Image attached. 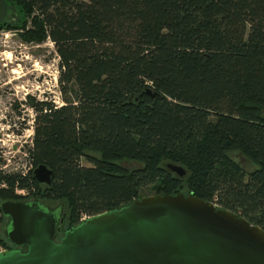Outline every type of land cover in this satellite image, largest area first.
Returning <instances> with one entry per match:
<instances>
[{"label":"trees","instance_id":"1","mask_svg":"<svg viewBox=\"0 0 264 264\" xmlns=\"http://www.w3.org/2000/svg\"><path fill=\"white\" fill-rule=\"evenodd\" d=\"M2 1L24 43L53 44L63 104L25 103L26 157L51 185L0 171V197L55 202L41 203L60 205L70 228L152 186L264 229V0Z\"/></svg>","mask_w":264,"mask_h":264},{"label":"water","instance_id":"2","mask_svg":"<svg viewBox=\"0 0 264 264\" xmlns=\"http://www.w3.org/2000/svg\"><path fill=\"white\" fill-rule=\"evenodd\" d=\"M164 167L186 176L179 165ZM31 174L51 185L45 165ZM0 210L14 247L0 252V264H264V229L192 194L142 197L85 218L61 236L60 205L6 200Z\"/></svg>","mask_w":264,"mask_h":264},{"label":"rangeland","instance_id":"3","mask_svg":"<svg viewBox=\"0 0 264 264\" xmlns=\"http://www.w3.org/2000/svg\"><path fill=\"white\" fill-rule=\"evenodd\" d=\"M18 14L15 5L0 0V25L11 26L0 27V171L10 174H25L33 170L26 157V151L32 143L35 117L32 108L25 104L28 98L52 101L58 106L63 104L58 83L59 58L53 44L50 41L40 45L24 43ZM234 156L239 159L238 154ZM239 160L243 162L242 158ZM82 164L87 165L84 160ZM122 166L130 169L134 167L127 163H122ZM156 194L154 187L147 186L140 191L139 198ZM28 199L33 197L27 193L14 192L0 197V203ZM42 201L50 205L55 203ZM217 207L221 208L219 205ZM6 224L7 219L0 210V252L12 248L3 231ZM68 228L69 225L64 221L60 236Z\"/></svg>","mask_w":264,"mask_h":264},{"label":"flooded vegetation","instance_id":"4","mask_svg":"<svg viewBox=\"0 0 264 264\" xmlns=\"http://www.w3.org/2000/svg\"><path fill=\"white\" fill-rule=\"evenodd\" d=\"M29 200H32V199H28V200H22V201H29ZM64 216V218H65V215H63ZM5 228V227H4ZM3 231H4V229H3ZM5 233V232H4ZM11 245V244H10ZM11 249H13L14 247L11 245ZM21 250H25L24 248H20ZM7 250H10V249H7Z\"/></svg>","mask_w":264,"mask_h":264},{"label":"built area","instance_id":"5","mask_svg":"<svg viewBox=\"0 0 264 264\" xmlns=\"http://www.w3.org/2000/svg\"><path fill=\"white\" fill-rule=\"evenodd\" d=\"M18 192L24 193L23 191H18Z\"/></svg>","mask_w":264,"mask_h":264}]
</instances>
